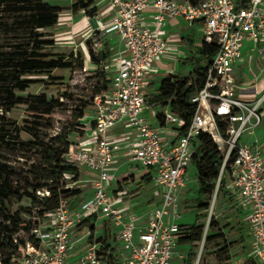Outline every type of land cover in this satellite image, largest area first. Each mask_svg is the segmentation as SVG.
I'll return each mask as SVG.
<instances>
[{"label":"built area","instance_id":"1","mask_svg":"<svg viewBox=\"0 0 264 264\" xmlns=\"http://www.w3.org/2000/svg\"><path fill=\"white\" fill-rule=\"evenodd\" d=\"M104 1L113 13L108 22L96 18L94 32H115L124 44V53L115 61L107 90L92 97L93 117L81 120L84 134L91 131L92 135L71 145L64 154L67 161L97 173L92 194L74 208L68 199H61L54 209L35 217L32 239L18 246L11 264H74L70 257L73 228L87 216L100 213L118 227L117 245L126 257L116 260L97 239L88 243L75 264H170L181 232L180 189L201 132L211 136L223 157L216 189L229 174L235 207L248 215L254 258L264 264V152L255 143L241 141L245 131L252 132L262 121L264 91L258 94L254 84L258 96L239 97L248 87L243 85L244 79L232 74L241 75L237 66L253 54L264 71V0H247L245 4L237 0H200L195 4L188 0ZM172 17H182L189 25L199 21L202 41L216 45L203 74L193 75L194 80L202 79V86L189 95L195 110L181 130L182 121L169 109L162 111L163 124L149 122L144 116L145 86L156 70L154 63L177 51L164 32ZM117 124L135 130L126 144L128 155L151 170L160 188V203L145 225L138 223L135 213L124 214L116 205L117 197L107 190L109 166L121 148L108 132ZM206 231L207 226L200 253Z\"/></svg>","mask_w":264,"mask_h":264},{"label":"trees","instance_id":"2","mask_svg":"<svg viewBox=\"0 0 264 264\" xmlns=\"http://www.w3.org/2000/svg\"><path fill=\"white\" fill-rule=\"evenodd\" d=\"M197 3L200 0H188ZM239 4H245L247 0H237ZM62 7L52 4L46 0H0V250L10 251L0 260V264H11L13 256L20 244L24 242L15 235L18 231H30L33 223L23 219L19 212L6 210V202L13 198L20 201L22 198L30 200L31 204L40 201L41 208L37 216L44 215L54 209L61 199H70L78 195L81 190L65 183V178L72 181L78 180V166L67 161L64 154L73 143L69 135L73 133L76 138L84 135L85 124L79 122L71 125L66 131L58 133L51 138L50 143L37 141H24L20 138V132L25 131L31 136H37L40 121L52 114L54 107L61 104L57 97H48L44 92H38L23 98L16 94V90L24 91L36 79L29 75L48 73L53 69H73L74 63L71 58L65 59L61 55L43 50L45 46H52L55 40L52 37H45V28L53 27L59 19ZM73 11L84 10L94 16L96 7L93 0H76L72 4ZM216 51L215 43H207L204 40L195 50V53L186 57L183 64H191L192 70L187 76L167 74L161 78L158 88L148 95L147 106H167L169 111L181 121V127L190 122L195 110L194 103L189 95L202 86V79H193L194 74L202 75L203 71ZM101 57L106 58L107 52H101ZM92 60H98L90 51ZM205 61L204 65H200ZM83 63L82 61L80 62ZM110 78L104 79L103 87L96 89L94 95L107 90ZM92 98L82 104L78 109L76 117H86L85 108L91 105ZM17 104H25L32 119L30 124H10L7 121L6 112L10 111ZM156 119L160 124L164 123L163 113L156 112ZM93 126V120H90ZM220 130L224 126L219 122ZM32 147L38 148L39 162L29 165L28 174L24 186L21 187L20 179H15L16 168L9 160H18L29 152ZM24 149L26 151H24ZM222 155L215 142L207 133L201 132L197 137L195 150L192 153L191 162L196 169L198 192L201 195L211 193L216 185L219 174ZM218 190L224 191V196L230 199L229 192L221 178ZM47 192V195L39 196L36 192ZM197 207L206 209L207 203L199 201ZM31 217H35L31 215ZM217 223L211 219L207 226L204 243L213 238L221 237L222 234L212 235L208 231L210 227H216ZM181 232L178 243L187 242L190 246L200 245L204 224L191 223L180 224ZM93 229V227H92ZM30 239L31 236H30ZM100 239V238H99ZM185 264H190L186 259Z\"/></svg>","mask_w":264,"mask_h":264},{"label":"rangeland","instance_id":"3","mask_svg":"<svg viewBox=\"0 0 264 264\" xmlns=\"http://www.w3.org/2000/svg\"><path fill=\"white\" fill-rule=\"evenodd\" d=\"M46 1L57 4L62 9L58 22L53 27L42 30L45 33V37H52L55 40L54 45L45 46L43 50L61 55L65 59L71 58L74 67L73 69L56 68L48 73L29 75V77L36 79V82L24 91L16 90V94L26 98L29 95L44 92L48 97H57L59 99L61 104L54 107L52 114L37 125V136H31L25 131L20 132V138L24 141H34V139H37V141L50 143L52 137L62 131H67L71 125L81 122L82 119L76 117L78 109L94 96L96 89L103 87L104 79H108L111 76L112 58H103L100 53L114 52L117 43L115 42L116 37L114 35H109L98 30L94 33L89 20L92 17L91 14L86 13L84 10L73 11L71 9L72 4L76 0ZM94 42H97L98 46H94ZM97 47H101V49L98 50ZM90 51L95 54L98 60L91 59ZM81 61L83 62L82 64L80 63ZM260 61L255 54H253L252 58L247 56L243 67L240 68L241 75H235V72L232 73L234 78L244 79L243 85L248 87L247 91L245 90V92L238 94L239 97H242V94L258 96V94L264 91V71ZM185 65L183 62H179L178 64L172 63L171 66L177 70L176 73L180 72L179 76H187L189 66ZM163 73L158 75L155 81L156 85L162 76H164ZM238 83H241V81H238ZM254 84L257 86V90H259L258 94L256 93V88H254ZM26 108L25 104H17L10 111L6 112L7 121L10 124H30L32 119L25 112ZM85 111L88 118L93 116L91 105L85 108ZM260 112L262 117L261 123L252 132L245 131L241 137V141L255 143L264 152V103ZM144 115L148 120H152L149 111H145ZM69 139L73 145H77V139L73 133L69 135ZM24 151L26 150L24 149ZM36 153H38V148L32 147L29 149V152L23 155L24 157H20L18 160L13 159L12 156L9 157V160L16 168L15 179H20L19 185L21 187L24 186L23 182L25 178L30 177V174H28L29 170H27L29 169V165L31 163H38L40 160L39 155ZM77 166L79 176L80 171L84 174L88 171L85 166ZM64 180L69 186L81 190L78 195L68 199L70 205H74L76 201L83 199L90 192L86 190L87 188L84 187L81 181H72L68 178ZM222 180L225 189L230 192L231 181L229 174L226 173ZM197 188L196 169L194 164L190 162L187 167L185 186L180 189L178 208L180 217L178 223H202L205 229L209 221L213 219L216 221L217 226L210 227L208 231L212 235L222 234V236L206 241L203 244L201 253L200 245L194 247L190 246L187 242L177 243L170 264H185L186 259H189L190 264H259V261L253 255V239L249 226L245 222L242 224L237 223V207H232V202L224 196V191L216 189L215 185L211 193L201 195ZM36 193L39 196L47 195L43 191H37ZM199 201L207 203L208 207L206 209L197 207ZM41 205L40 201L31 204L27 198H22L20 201L10 198L6 202V210L11 213L19 212L23 219L34 223L36 221L35 217H38L37 212L41 208ZM31 215L35 217H31ZM91 222L84 224L82 229L76 233L75 242H78L89 234ZM94 229H96V233H101L102 216L98 219ZM15 235L23 242L30 239V231H18ZM9 253V250H0V260L5 257L4 255Z\"/></svg>","mask_w":264,"mask_h":264},{"label":"crops","instance_id":"4","mask_svg":"<svg viewBox=\"0 0 264 264\" xmlns=\"http://www.w3.org/2000/svg\"><path fill=\"white\" fill-rule=\"evenodd\" d=\"M93 5L96 7V11L94 16L89 18V20L91 23V27L94 30L96 26L95 19L99 18L102 21L108 22L113 13V9L104 0H93ZM96 31L97 30H95V32ZM98 31L107 33L109 35H114L116 37V50H114V52H108L106 56V59L112 58V74L113 70L116 67V59L124 53V44L115 32H105L103 29H100ZM164 32L165 35L169 36L170 38V45L177 48V51H170L169 54L161 57L154 63L156 70L154 73L150 74L147 77V83L145 86V103L148 99V95L158 88L159 83L157 85L155 84L158 75L162 72H164V76L167 74H180V72L176 73L177 70H175L174 67L171 66L172 63L178 64L179 62H183L186 57H189L195 53V50L200 46L202 42L201 25L199 21H195L194 23L189 25L182 17H172L167 19L164 26ZM244 62L245 59L241 62V64L237 66L239 72L240 68L243 67ZM204 64V61L200 63V65ZM185 66H189V74L192 70V65L187 63ZM164 76H162V78ZM145 105L146 107L144 109V113L145 111L150 112V118H152V120H149V122L153 123L158 122L155 117L156 112L168 110L167 106L150 107L147 106V104ZM86 117L88 118V116ZM134 134L135 130L133 128L123 124H117L108 132V136L120 143L121 148L109 166L111 179L109 180V183L107 185V190L117 197L116 205L124 214L135 213L136 215H138V223L140 225H145L150 216V213L159 205L161 194L159 186L154 183L151 177V170L145 168L139 162L132 160L128 155L126 144ZM91 135L92 132L88 131L81 138L76 139L78 142L85 140L87 141ZM85 168L88 171H86L85 174L81 173L80 171L78 181H81L84 187L87 188L85 189L87 191L89 190L90 192L83 199L76 201L74 205H70L69 203L70 208L76 207L92 194V182L96 178L97 173L88 169L87 167ZM229 195L230 199L228 200L232 202V207H234L235 204L233 196L230 192ZM101 216L102 229L101 233L98 234L96 233L97 231L96 229H94V227L96 226V223L98 219L101 218ZM236 218L237 223L242 224L243 222H245L246 224H248V215L242 209L236 208ZM90 222L91 225L89 234L85 236V238L80 239L78 242H75L74 239L76 233L82 229L84 224ZM117 234L118 227L114 225L112 219L109 216L105 215L104 213L87 216L80 224L74 227L72 231V245L70 248V257L72 262L75 264L76 258L85 250L88 243L99 238L105 243L106 248L113 252V254L115 255V259L121 261L126 257V252L122 251L121 248L117 245Z\"/></svg>","mask_w":264,"mask_h":264}]
</instances>
